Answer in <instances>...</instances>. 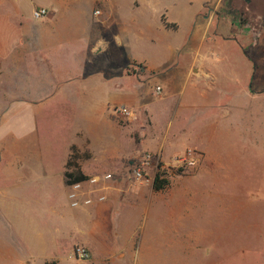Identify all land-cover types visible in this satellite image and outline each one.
I'll use <instances>...</instances> for the list:
<instances>
[{
  "label": "crops",
  "instance_id": "0c3cea01",
  "mask_svg": "<svg viewBox=\"0 0 264 264\" xmlns=\"http://www.w3.org/2000/svg\"><path fill=\"white\" fill-rule=\"evenodd\" d=\"M188 150L212 184L238 182L242 154L264 155V0H0V210L45 200L46 222H90L94 259L127 255L112 231L137 232L155 201L177 224L170 181L159 192L135 182L133 161ZM69 161L101 178L72 215Z\"/></svg>",
  "mask_w": 264,
  "mask_h": 264
},
{
  "label": "rangeland",
  "instance_id": "374dc122",
  "mask_svg": "<svg viewBox=\"0 0 264 264\" xmlns=\"http://www.w3.org/2000/svg\"><path fill=\"white\" fill-rule=\"evenodd\" d=\"M245 155L249 158L241 160L246 172L234 183L200 179L201 159L196 166L165 170L177 224L175 217L169 222L162 201H155L137 232L119 237L112 231L116 252L123 248L120 243L129 241L127 255L120 257L77 258L76 248L93 240L89 221L81 219L74 226L62 213L51 212L53 220L46 222L40 212L45 200H13L12 216L0 210V264H43L56 255L60 264H264V155ZM68 201L64 196L66 213L80 211Z\"/></svg>",
  "mask_w": 264,
  "mask_h": 264
},
{
  "label": "built area",
  "instance_id": "2783aa9c",
  "mask_svg": "<svg viewBox=\"0 0 264 264\" xmlns=\"http://www.w3.org/2000/svg\"><path fill=\"white\" fill-rule=\"evenodd\" d=\"M49 11L45 8L38 9L34 12V17L36 19H42L47 17ZM100 11H96L95 15H100ZM158 95L162 94V88L158 87L156 89ZM114 113L119 115L124 121L132 123L136 120V111L132 108L120 106L114 109ZM201 156L193 150L186 152L184 156L175 158L172 162H165L163 159L162 152L156 153H144L142 156L138 157L132 163V176L135 182L147 185H153L158 174L168 168H185L196 166L200 161ZM113 176L107 174L103 177V180L110 181ZM101 182L100 177L89 178L88 181L75 184L69 187L68 199L72 208L90 207L94 204L92 198H83L85 194V185L97 186ZM99 202L106 201L105 196L98 198ZM75 256L77 258L85 261L90 260L92 253L90 250L84 246H78L75 251Z\"/></svg>",
  "mask_w": 264,
  "mask_h": 264
},
{
  "label": "trees",
  "instance_id": "16d2710c",
  "mask_svg": "<svg viewBox=\"0 0 264 264\" xmlns=\"http://www.w3.org/2000/svg\"><path fill=\"white\" fill-rule=\"evenodd\" d=\"M72 166L75 167L74 170L69 172V170L65 174V182L67 186H72L75 184L83 183L89 180L88 177H86L79 169H77V166H75L73 161H69L68 167L71 168ZM167 171H162L158 174L156 177L153 188L159 192L162 190H165L169 186V181L165 177L167 176ZM48 264H58L56 261L48 263Z\"/></svg>",
  "mask_w": 264,
  "mask_h": 264
}]
</instances>
